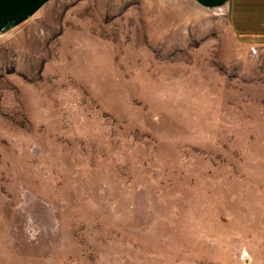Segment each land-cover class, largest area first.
<instances>
[{"label": "rangeland", "instance_id": "rangeland-1", "mask_svg": "<svg viewBox=\"0 0 264 264\" xmlns=\"http://www.w3.org/2000/svg\"><path fill=\"white\" fill-rule=\"evenodd\" d=\"M225 1L0 25V264H264V48Z\"/></svg>", "mask_w": 264, "mask_h": 264}, {"label": "crops", "instance_id": "crops-1", "mask_svg": "<svg viewBox=\"0 0 264 264\" xmlns=\"http://www.w3.org/2000/svg\"><path fill=\"white\" fill-rule=\"evenodd\" d=\"M46 0H0V25L21 24L36 16ZM229 24L242 45L264 48V0H226Z\"/></svg>", "mask_w": 264, "mask_h": 264}]
</instances>
